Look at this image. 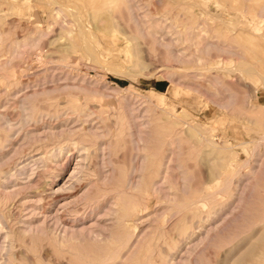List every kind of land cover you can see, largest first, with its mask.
I'll list each match as a JSON object with an SVG mask.
<instances>
[{"label": "rangeland", "instance_id": "1", "mask_svg": "<svg viewBox=\"0 0 264 264\" xmlns=\"http://www.w3.org/2000/svg\"><path fill=\"white\" fill-rule=\"evenodd\" d=\"M209 262L264 264V0H0V264Z\"/></svg>", "mask_w": 264, "mask_h": 264}, {"label": "bare ground", "instance_id": "2", "mask_svg": "<svg viewBox=\"0 0 264 264\" xmlns=\"http://www.w3.org/2000/svg\"><path fill=\"white\" fill-rule=\"evenodd\" d=\"M125 2H126V1H125ZM126 3H127V2H126ZM125 6H126V5H125ZM122 7H123V6H122ZM79 33H80V36L84 39V38H85V35H84V33H83V31H82V29H81L80 27H79ZM85 40H87V39H85ZM84 42H85V41H84ZM86 51H87V53H88L89 55H90V54L93 55V52H92V50H91L90 47H86ZM87 53H86V54H87ZM242 66H243V64H242ZM242 70L247 71V70H248V67H244V66H243V67H242ZM176 125H177V124H176ZM171 128H172V127H171ZM81 156H82V155H81ZM82 158H83V157H82ZM80 162H82L81 159H80ZM78 164L80 165V164H82V163H78ZM79 165H78V167H79ZM80 168H81V167H80ZM80 168H79V169H80ZM77 172H78V171H77ZM33 208H34V207H33ZM33 210H34V209H33ZM33 210H32V211H33ZM32 211H31V212H32ZM36 211H37V210H35V211H33V212L36 213ZM31 212H29V213H31ZM33 212H32V213H33ZM34 213H33V214H34ZM43 215H44V214H43ZM196 215H197V214H196ZM31 216H32V215H31ZM31 216H30V217H31ZM45 216H46V215H45ZM25 217H26V216H25ZM30 217H29V220L27 219V220L24 221V222H25V227H24L25 229H26L27 227H29V226L33 223L32 220H30ZM213 217H214V216H213ZM34 218H35V217L32 216L31 219H34ZM24 219H25V218H24ZM201 219H202V218H201ZM210 219H211V218H210ZM210 219H209V220H210ZM180 220H181V219H180ZM213 220H214V219H213ZM213 220H212V221H213ZM187 221H188V220H187ZM190 221H192V220H190ZM190 221H189V222H190ZM189 222H188L186 228H184V226H183V228L180 229V232H178V235H179V236H178V239H179V240H182V239L186 240L187 238H191V236L196 235V233H197V231H198L197 229L200 230V228H199L200 224H199V226H198V224L196 225V222H195V223H194V222L189 223ZM199 222H200V221H199ZM201 222H202V221H201ZM21 223H22V222H21ZM203 223H204V220H203ZM22 224L24 225V223H22ZM180 224H181V223H180ZM189 224H190V225H189ZM23 225H22V226H23ZM33 226H34V225H33ZM63 226H65V225H63ZM187 227H188V228H187ZM197 227H198V228H197ZM200 227H201V226H200ZM65 228H66V227H65ZM180 228H181V227H180ZM208 228H210V227H208ZM208 228H207V231H209ZM25 229H24V230H25ZM29 229H30V227H29ZM68 229H69V227H68ZM27 230H28V228H27ZM195 230H197V231H195ZM205 230H206V228H205ZM178 231H179V230H178ZM203 231H204V230H203ZM207 231H206V232H207ZM206 232H205V233H206ZM205 233H204V234H205ZM207 233H209V232H207ZM200 234H201V233H200ZM200 234H197V236H198V235L200 236ZM205 235H206V234H205ZM200 238L202 239L203 237H200ZM201 239H199V237H198L199 242H196V243L194 242L193 245H194V244L196 245V244H198V243H201V242H202ZM194 240H195V239H194ZM194 240H193V241H194ZM198 240H197V241H198ZM178 242H179V241H178ZM191 243H192V242H191ZM177 245H178V244H177ZM174 246H175V245H174ZM174 246H173L172 248H174ZM194 247H195V246H194ZM189 248H191V247H189ZM178 249H179V248H178ZM187 251H189V250H187ZM185 262H187V261H185ZM185 262H184V263H185ZM204 263H205V262H204ZM201 264H203V263H201ZM209 264H210V262H209Z\"/></svg>", "mask_w": 264, "mask_h": 264}]
</instances>
